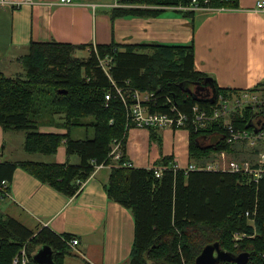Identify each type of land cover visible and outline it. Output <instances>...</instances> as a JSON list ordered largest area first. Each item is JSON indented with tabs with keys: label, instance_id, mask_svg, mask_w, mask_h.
Returning a JSON list of instances; mask_svg holds the SVG:
<instances>
[{
	"label": "trees",
	"instance_id": "1",
	"mask_svg": "<svg viewBox=\"0 0 264 264\" xmlns=\"http://www.w3.org/2000/svg\"><path fill=\"white\" fill-rule=\"evenodd\" d=\"M149 1L150 7L187 6L186 15L195 13L193 0ZM197 1L211 9L238 6V0ZM137 10L115 7L110 15L114 20L131 15L157 16L164 11ZM96 47L102 57L113 58L109 74L101 67L94 45L87 49L86 45L57 41L31 42L29 52L20 58L24 68L20 76L0 71V126L25 131V149L30 153L51 155L65 144L69 157L77 154L81 159L80 164L27 161L19 165L70 197L79 194L97 164L114 165L107 185L109 197L130 209L135 219L129 264H196L204 247L213 242L236 254L249 252L247 264H264V174L256 181L253 175L242 172L183 169L176 167L172 156H164L148 168L122 166L130 162L127 139L134 125L129 122L118 88L124 95L131 88L154 93L146 103L153 113H185L188 121L182 128L189 130L190 157L198 161L231 149L227 142L230 132L223 120L197 123L194 110L197 106L199 113L204 111L212 117L219 95L228 94V89L220 88L215 80L206 83L209 76L194 69L193 44L123 46L113 42ZM86 49L87 58L76 55ZM107 94H111L110 100ZM173 105L177 111L171 110ZM262 113L246 106L232 112L230 121L235 130H250L262 122ZM50 117L66 132L40 130ZM78 129L83 130L80 138L74 137ZM149 129L154 137L159 128ZM208 138L212 142L205 141ZM115 140L121 142L123 153L117 161L110 156ZM16 167L0 159V185ZM156 169L162 170L160 177ZM5 191H9L8 186ZM5 196L0 194V199ZM237 232L246 236L235 240ZM73 237L48 227L31 229L0 211V264H13L23 250L28 254V264H41L33 256L44 245L54 249L52 264H65Z\"/></svg>",
	"mask_w": 264,
	"mask_h": 264
},
{
	"label": "crops",
	"instance_id": "2",
	"mask_svg": "<svg viewBox=\"0 0 264 264\" xmlns=\"http://www.w3.org/2000/svg\"><path fill=\"white\" fill-rule=\"evenodd\" d=\"M257 1L238 0L234 8L194 10L193 16L184 13V6L145 4V8L164 11L157 16L131 15L113 20L110 12L115 7H126L123 0H75L70 4L60 0H12L0 4V71L9 76L24 72L20 58L29 52L33 41L86 45L87 49L113 42L123 46L193 44L197 72L213 78L235 99L250 90L259 103H264V17L254 8ZM255 110L261 111V107ZM262 123L264 118L258 126L263 127ZM40 130L66 132L52 125ZM82 136V129L75 131L74 137ZM25 140V131L0 126V159L2 163L17 164L10 178H6L9 193L0 199V211L31 229L48 227L59 235L78 238L77 245L69 242L72 251L66 254L65 264H129L135 242V219L130 209L109 197L111 168L95 170L79 194L70 197L42 182L19 163L80 164V157H69L65 144L51 155L30 153L25 149ZM189 145V130L184 128L158 129L153 137L148 128L132 127L127 156L132 166L143 168L157 164L164 156H172L173 163L183 169L190 164L201 166L202 162L203 166L214 164L211 158L215 157L223 161L215 153L195 160L190 157ZM263 151L264 143L253 146L240 140L231 145L227 158L249 156L257 162Z\"/></svg>",
	"mask_w": 264,
	"mask_h": 264
},
{
	"label": "built area",
	"instance_id": "3",
	"mask_svg": "<svg viewBox=\"0 0 264 264\" xmlns=\"http://www.w3.org/2000/svg\"><path fill=\"white\" fill-rule=\"evenodd\" d=\"M62 3H73L75 0H60ZM12 0H0V4L11 3ZM193 9H211L204 6H199L197 0H193L191 5ZM257 13H260L264 17V0H258L254 6ZM98 61L103 68V70L109 74V71L113 64V58L111 56L102 57L97 50V47L94 46ZM118 92L121 93L123 103L128 112L129 122L138 128H163V127H173L175 129H180L187 124L188 117L185 113L176 110V106H172V111H177L174 115L163 114V113H153L149 110L148 103L154 93L152 92H141L137 89H129L128 95L122 93L121 88H118ZM111 94H107V99L110 100ZM258 98L255 94H252L250 90L242 92V94L236 99L233 96L227 94L219 95L218 106L215 109L214 115L209 117L204 111L199 113L198 107L195 106L194 110L196 113L195 122L204 124V121L209 119H221L223 123L227 126L229 130V135H227V142L230 144L236 143L240 140L248 141L251 145H256L258 143H264V126H257L256 129L251 130H235L230 121V114L235 108H244L246 106H252L255 109L261 107V112H263L264 117V103H259ZM234 105V106H233ZM122 145L119 141H114L112 144V150L110 156L112 160L117 161L122 157ZM223 161H216L214 164H208L207 166H198L199 169H215V170H226L231 172H242L253 175L256 181H258L264 174V151L260 153V158L257 162L252 163L249 160H229L227 161V152L222 151L217 153ZM125 166H131V162H124ZM108 166L105 164H97L95 170ZM112 167V165H110ZM189 169V168H188ZM156 175L160 177L162 175L161 169H156ZM8 186L7 181H3L0 185V194L7 195L9 192L5 191ZM4 192V193H3ZM245 233H235V240H240L245 237ZM70 244L77 245L79 239L73 237L70 241ZM251 260V259H250ZM29 257L25 250L22 251V254L17 256L13 264H28Z\"/></svg>",
	"mask_w": 264,
	"mask_h": 264
},
{
	"label": "water",
	"instance_id": "4",
	"mask_svg": "<svg viewBox=\"0 0 264 264\" xmlns=\"http://www.w3.org/2000/svg\"><path fill=\"white\" fill-rule=\"evenodd\" d=\"M212 80L213 78L208 77L206 83H210ZM198 88L200 87L198 86ZM207 91L208 93L211 92L209 89ZM53 255L54 249L50 245H44L35 252L33 258L36 262L41 264H52ZM250 258L251 254L249 252L236 254L224 249L219 242H213L204 247L202 252L196 258V264H218L220 262L247 264L250 261Z\"/></svg>",
	"mask_w": 264,
	"mask_h": 264
},
{
	"label": "rangeland",
	"instance_id": "5",
	"mask_svg": "<svg viewBox=\"0 0 264 264\" xmlns=\"http://www.w3.org/2000/svg\"><path fill=\"white\" fill-rule=\"evenodd\" d=\"M150 1L149 0H144V1H134V2H131V1H128V2H125L126 3V8H133V9H140V10H144L145 9V7H144V5L145 4H147L148 6L150 5V3H149ZM140 10H137L138 12H144V11H140ZM76 55L77 56H80V57H86L87 58V56L89 55V51H83V50H81V51H77V53H76ZM14 74V73H13ZM22 73H17L16 75V77H18V76H20ZM57 118V117H56ZM56 120L57 119H54V117H50V119L48 118V120H46V121H44V122H42V123H45V125L42 127V128H48V127H50V125H52V126H55L57 123H56ZM51 121H53V123H51ZM163 128H171V129H175V128H173V127H169V126H167V127H163ZM149 129V128H148ZM159 129H162V128H159ZM90 137L91 138H93L94 137V129L93 128H91V130H90ZM17 140H15V142H16ZM79 156V155H78ZM216 156H218V154H216ZM80 157V156H79ZM212 160H211V162H215V161H217L216 160V157H215V159L214 158H211ZM214 159V160H213ZM242 159H245V160H249V161H251L252 163H254V160L251 158V157H249V156H235V157H230V158H226V160L227 161H229V160H242ZM210 162V163H211ZM124 164V163H123ZM122 164V166H124L125 167V165H123ZM208 165V164H207ZM206 165V166H207ZM109 167H110V165H108ZM114 165H112V167H113ZM117 166V165H116ZM112 167H110L111 168V170H112ZM176 167H178V166H176ZM195 169H199V167L198 166H196L195 164H190L189 165V170H195ZM251 223H254V221L253 220H251L250 221ZM236 245H238V244H236ZM38 249H36L35 250V252L37 251Z\"/></svg>",
	"mask_w": 264,
	"mask_h": 264
},
{
	"label": "bare ground",
	"instance_id": "6",
	"mask_svg": "<svg viewBox=\"0 0 264 264\" xmlns=\"http://www.w3.org/2000/svg\"><path fill=\"white\" fill-rule=\"evenodd\" d=\"M204 6V5H203ZM187 7V6H186ZM111 56V55H110ZM201 167V166H200Z\"/></svg>",
	"mask_w": 264,
	"mask_h": 264
}]
</instances>
